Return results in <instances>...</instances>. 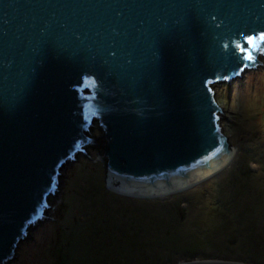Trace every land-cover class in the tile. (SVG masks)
I'll return each instance as SVG.
<instances>
[{
    "label": "water",
    "instance_id": "water-1",
    "mask_svg": "<svg viewBox=\"0 0 264 264\" xmlns=\"http://www.w3.org/2000/svg\"><path fill=\"white\" fill-rule=\"evenodd\" d=\"M262 37L264 0H0V264L88 145L123 191L219 166L232 146L213 85L264 68Z\"/></svg>",
    "mask_w": 264,
    "mask_h": 264
},
{
    "label": "rangeland",
    "instance_id": "rangeland-1",
    "mask_svg": "<svg viewBox=\"0 0 264 264\" xmlns=\"http://www.w3.org/2000/svg\"><path fill=\"white\" fill-rule=\"evenodd\" d=\"M213 89L228 123L222 122L223 131L232 148H236L229 165L215 175L229 171L217 180L238 186L240 191L234 197L233 208L236 213L249 212L246 219L239 223L233 218L230 223L226 217L230 224L225 225L211 209L203 217L204 222L197 224L183 222L179 216V221L154 217L156 214H150L153 208L170 207L179 199L181 207L187 209V199L181 194L193 186L161 197L126 195L116 199L102 189L103 185L106 187L105 159L100 157L97 147L88 145L84 149L91 157L80 151L76 159L62 167L58 190L49 197L50 207L44 219L28 228L27 236L8 264H178L197 260L264 264V214L257 212L264 211V68L260 65L247 69L231 81L215 83ZM90 133L100 135L97 123ZM256 151L255 156H261L259 162L249 154ZM239 152L243 155L237 161ZM238 163L241 167L248 165L251 170L245 174L254 173L251 180L233 175L237 171L230 169L239 166ZM187 192L191 197L196 191ZM103 199L107 203L100 205ZM214 209L219 211L217 207ZM124 223L126 228L122 230ZM196 231L202 234L197 235ZM194 249L211 255L183 251ZM218 250L226 255H232L233 250L234 256L250 261L215 258L213 254Z\"/></svg>",
    "mask_w": 264,
    "mask_h": 264
},
{
    "label": "trees",
    "instance_id": "trees-1",
    "mask_svg": "<svg viewBox=\"0 0 264 264\" xmlns=\"http://www.w3.org/2000/svg\"><path fill=\"white\" fill-rule=\"evenodd\" d=\"M257 152L258 151L254 152V153H249V154L252 155L253 159H255L259 162L260 160H258V158L261 156H255V153H257ZM241 155H243L242 152H239V156L236 158L237 161ZM244 166L241 167L240 164H239V166L235 165L236 168H232V170L230 169V171H235V172L237 171L236 174H233V175H236L237 179H242V177H246V178H249L251 180V175H254V173L246 175L248 172H250L249 170H251V169L248 170V168H247L248 165L246 167H244ZM228 172L229 171H227L226 173L223 172L221 174H217L211 178H208V179L194 185L192 188L186 190V192L184 191L181 194V196L183 198L187 199L186 200L187 204H188L187 209H184L183 207H181V201L179 199V200H177V202L175 204H172L170 207H166V205H163L164 208H160V207L159 208H153L152 209L153 211L150 209L151 210L150 214H152V212H153V215L156 214L154 217H158L161 220H167L170 218H174V219L177 218L175 221H179L181 218L183 222H190V223H196L197 224V222H199V221L202 222L204 220L203 217L211 209L213 215L220 218V220L222 219V221L225 223V225H227L229 222L231 223L233 221V218H235V220H238V221H234V222L243 221L244 219H246L248 217L249 212H247L246 210H243L240 213H238V210H237V213H236V210H234L233 203H232L234 200V197L237 198V195L239 194L240 190L238 189V186L234 187V186H232V184L231 185L226 184V183L224 184L221 181L217 180V178H219V175H226ZM226 185L229 187H232V188L229 189V188H227ZM102 189H104L105 192L113 194L114 198H116V199H118L117 197H122V198L126 197V195L123 196L122 194L120 195V194L113 193L112 191L108 190V188L105 187V185H103ZM190 190L196 191L193 194V196H191V197H189L186 194V193H188L187 191H190ZM175 195L178 196V194H175ZM98 197H99V195H97V198ZM138 199H140V198H138ZM143 201H146V200H143ZM106 203L107 202L103 199V201H102V203H100V205H105ZM212 207H213V209H212ZM214 207H217L219 209V211L214 209ZM258 208H259V206H258ZM146 212L147 211L145 210V212H143V213L146 214ZM257 212L264 214V211H261V210H257ZM255 213H256V211L254 212V215H255ZM197 216H199V217L197 218ZM226 217H229L228 223L226 222V220H227ZM239 223H241V222H239ZM239 223H235V224L238 225ZM262 223L264 224V221ZM119 224L121 225V222H119L118 225ZM126 224H129V222H126ZM187 225L189 227V224H187ZM132 227H133V224L130 223V228H132ZM220 227H224V226L222 225ZM234 227L237 228L236 226H234ZM124 228H126L125 223L122 225L121 229L123 230ZM200 231H196L195 234H197V235L202 234V233H200ZM183 251L189 252V254L200 253L199 255L202 254V256L211 255V254H209L210 252H202V250L200 251L199 249H194L193 251H190V250H183ZM218 251L219 252H216L215 254H213V255H215V258H218V259H229V260L245 261V262L250 261V260L248 261V259L246 257L244 258V257L234 256L235 252L233 250H232V255H229V254L226 255V254H224V251H221V250H218ZM170 260H172V259H170Z\"/></svg>",
    "mask_w": 264,
    "mask_h": 264
},
{
    "label": "bare ground",
    "instance_id": "bare-ground-1",
    "mask_svg": "<svg viewBox=\"0 0 264 264\" xmlns=\"http://www.w3.org/2000/svg\"><path fill=\"white\" fill-rule=\"evenodd\" d=\"M235 152H236V148L233 147L229 156L215 169L211 170L210 172L202 175L201 177H199V178H197L191 182H188L186 184H183V185L175 187V188H171V189H167V190L159 191V192L140 193V192L123 191V190L118 189L117 187H113L110 185H109V187H110V189L115 190L116 192L125 193V194L128 193V194H139V195H144V196H153V195H162L163 196L169 192L185 188L186 186L193 184L195 182H198V181L206 178L207 176L213 174L214 172L219 171L226 163H228L232 160L234 154H236ZM253 165H255V164L253 163ZM213 263H217V264H247V263H242V262L226 261V260H201V261L197 260V261H189V262H183V263H178V264H213Z\"/></svg>",
    "mask_w": 264,
    "mask_h": 264
},
{
    "label": "snow or ice",
    "instance_id": "snow-or-ice-1",
    "mask_svg": "<svg viewBox=\"0 0 264 264\" xmlns=\"http://www.w3.org/2000/svg\"><path fill=\"white\" fill-rule=\"evenodd\" d=\"M262 39H264V37H262ZM250 41H251V38H250ZM248 59H251V55L249 54V56L247 57Z\"/></svg>",
    "mask_w": 264,
    "mask_h": 264
}]
</instances>
